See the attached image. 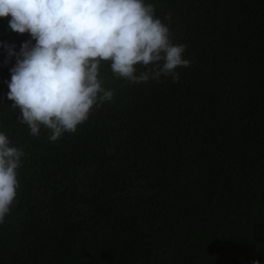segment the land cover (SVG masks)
Here are the masks:
<instances>
[{
    "label": "trees",
    "instance_id": "1",
    "mask_svg": "<svg viewBox=\"0 0 264 264\" xmlns=\"http://www.w3.org/2000/svg\"><path fill=\"white\" fill-rule=\"evenodd\" d=\"M145 3L189 66L133 83L103 62L112 101L55 142L7 99L3 45L31 37L0 18V132L25 152L0 264H264V0Z\"/></svg>",
    "mask_w": 264,
    "mask_h": 264
},
{
    "label": "clouds",
    "instance_id": "2",
    "mask_svg": "<svg viewBox=\"0 0 264 264\" xmlns=\"http://www.w3.org/2000/svg\"><path fill=\"white\" fill-rule=\"evenodd\" d=\"M8 17L12 31L31 38L19 52L14 44L3 45L5 63L15 58L5 81L7 99L30 135L39 137L43 127L52 142L74 133L94 107L112 101L114 90L100 79L103 62H110L115 78L133 83L162 75L176 81L175 70L190 64L183 56L186 45L172 43L169 26L145 0H0V18ZM137 65L146 71L137 74ZM24 156L0 132V224L17 198Z\"/></svg>",
    "mask_w": 264,
    "mask_h": 264
}]
</instances>
